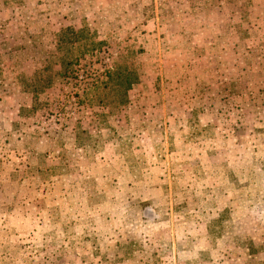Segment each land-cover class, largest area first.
Instances as JSON below:
<instances>
[{
    "label": "rangeland",
    "instance_id": "1",
    "mask_svg": "<svg viewBox=\"0 0 264 264\" xmlns=\"http://www.w3.org/2000/svg\"><path fill=\"white\" fill-rule=\"evenodd\" d=\"M0 264H264V0H0Z\"/></svg>",
    "mask_w": 264,
    "mask_h": 264
},
{
    "label": "trees",
    "instance_id": "2",
    "mask_svg": "<svg viewBox=\"0 0 264 264\" xmlns=\"http://www.w3.org/2000/svg\"><path fill=\"white\" fill-rule=\"evenodd\" d=\"M5 1V0H3ZM81 30V29H80ZM78 39L77 33L73 27L66 25L59 29L57 33V46L59 49L64 50V52H69L72 44ZM101 42V41H100ZM63 44V45H62ZM69 61V57L65 59ZM66 63V61H64ZM113 70H107V82H108V95L111 96L115 94L116 97L121 100L130 84L135 80L131 74L125 75L122 73V68L114 67ZM110 93V94H109ZM107 97V96H106ZM108 99L110 97H107Z\"/></svg>",
    "mask_w": 264,
    "mask_h": 264
},
{
    "label": "crops",
    "instance_id": "3",
    "mask_svg": "<svg viewBox=\"0 0 264 264\" xmlns=\"http://www.w3.org/2000/svg\"><path fill=\"white\" fill-rule=\"evenodd\" d=\"M56 3H57V1H56ZM244 91H246V90H244ZM204 94H205V93H204ZM245 94L247 95V92H243V91H242V95H245ZM204 108H205V109H207V108L211 109V108H217V107H215V105H214V106L212 105V107H210V104L206 103L205 106H204ZM216 110H217V109H216Z\"/></svg>",
    "mask_w": 264,
    "mask_h": 264
}]
</instances>
